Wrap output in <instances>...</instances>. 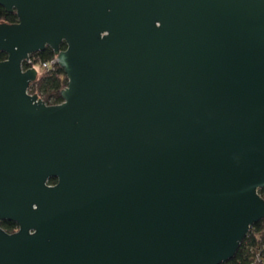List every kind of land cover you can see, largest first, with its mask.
<instances>
[{
	"label": "water",
	"instance_id": "obj_1",
	"mask_svg": "<svg viewBox=\"0 0 264 264\" xmlns=\"http://www.w3.org/2000/svg\"><path fill=\"white\" fill-rule=\"evenodd\" d=\"M0 6V264L235 258L264 219V0ZM46 48L58 105L23 69Z\"/></svg>",
	"mask_w": 264,
	"mask_h": 264
},
{
	"label": "trees",
	"instance_id": "obj_2",
	"mask_svg": "<svg viewBox=\"0 0 264 264\" xmlns=\"http://www.w3.org/2000/svg\"><path fill=\"white\" fill-rule=\"evenodd\" d=\"M16 24L18 17L16 12L8 13L0 6V24ZM66 46H62L65 50ZM36 62H49L56 59V55L50 48L32 55ZM7 59L4 52L0 53V61ZM68 86V78L64 70L57 64L51 72L42 73L36 82L30 87V94L39 96L48 105H58L63 102L62 91ZM56 183V179H51L49 184ZM264 198V194L261 193ZM2 228L12 234L18 229V226L9 221L1 223ZM264 249V219L252 226L248 236L243 241L235 258L225 264H256L252 258H255ZM264 251V250H263ZM264 259V253H263Z\"/></svg>",
	"mask_w": 264,
	"mask_h": 264
},
{
	"label": "built area",
	"instance_id": "obj_3",
	"mask_svg": "<svg viewBox=\"0 0 264 264\" xmlns=\"http://www.w3.org/2000/svg\"><path fill=\"white\" fill-rule=\"evenodd\" d=\"M28 59L23 63V69L26 71L33 68L37 72L38 76H40L44 72H51L55 69V66L58 64L57 59L51 60L49 62H36L32 58V56H30ZM261 193L264 194V188L259 190L260 196ZM263 250L255 258H252L256 264H264Z\"/></svg>",
	"mask_w": 264,
	"mask_h": 264
},
{
	"label": "flooded vegetation",
	"instance_id": "obj_4",
	"mask_svg": "<svg viewBox=\"0 0 264 264\" xmlns=\"http://www.w3.org/2000/svg\"><path fill=\"white\" fill-rule=\"evenodd\" d=\"M38 78H39V76H38ZM29 93H30V89H29ZM38 97H39V96H38ZM39 98H40V97H39ZM40 99H41V98H40ZM56 183H57V181H56ZM56 183H55V184H56ZM55 184H53V185H55ZM17 231H18V229H17ZM17 231H16V232H17Z\"/></svg>",
	"mask_w": 264,
	"mask_h": 264
}]
</instances>
